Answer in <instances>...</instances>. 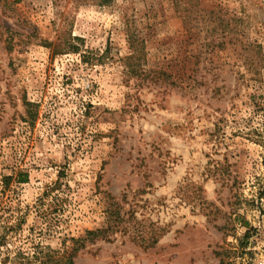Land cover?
Wrapping results in <instances>:
<instances>
[{
	"label": "rangeland",
	"instance_id": "rangeland-1",
	"mask_svg": "<svg viewBox=\"0 0 264 264\" xmlns=\"http://www.w3.org/2000/svg\"><path fill=\"white\" fill-rule=\"evenodd\" d=\"M69 255L264 264V0H0V264Z\"/></svg>",
	"mask_w": 264,
	"mask_h": 264
},
{
	"label": "trees",
	"instance_id": "trees-1",
	"mask_svg": "<svg viewBox=\"0 0 264 264\" xmlns=\"http://www.w3.org/2000/svg\"><path fill=\"white\" fill-rule=\"evenodd\" d=\"M100 234H102V232L101 231H96V232H88V236L90 237V236H98V235H100ZM43 252L41 251V252H39V253H37L38 255H41ZM50 264H74L73 263V257H72V255H69V256H63V257H61V258H58V259H55V257H54V259H51V260H49L48 261ZM41 264H45V263H41Z\"/></svg>",
	"mask_w": 264,
	"mask_h": 264
}]
</instances>
